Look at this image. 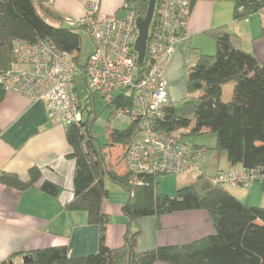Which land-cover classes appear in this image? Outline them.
I'll return each instance as SVG.
<instances>
[{
  "label": "trees",
  "instance_id": "1",
  "mask_svg": "<svg viewBox=\"0 0 264 264\" xmlns=\"http://www.w3.org/2000/svg\"><path fill=\"white\" fill-rule=\"evenodd\" d=\"M148 1L134 0L131 9L137 18L145 17ZM196 1L190 0V10ZM226 1L233 3L232 19L236 22L264 13V0ZM64 23L65 19L44 2L0 0V75L9 71L15 61L16 41L26 45L46 41L56 50L71 55L83 72L84 66L79 62V30ZM209 35L215 41V54L200 55L187 69L181 104L168 102L156 119V129L178 136L186 143L191 136L213 135L215 143L211 148L190 145L202 150L205 157L207 151L224 154L229 165L264 174V65L251 53L236 49L232 35L225 28ZM228 83L233 84L229 102L222 99V87ZM75 88L84 107L90 109L80 125L73 124L65 130L70 149L67 157L74 162L73 196L65 210L83 212L88 224L98 226V250L94 254L70 258L65 247H51L25 255L29 257L26 261L22 253H14L0 260V264H264L263 207L247 206L227 190L231 188L215 185L213 177L222 172L211 176L199 171L194 182L177 188L173 197L159 189V178L166 175L137 173V182L131 183L134 174L126 168L118 173L111 162V150L121 146L124 156L125 148L137 133L136 123H130L121 131L108 128L106 143L97 145L90 135L93 120L90 113L94 112L99 97L87 93L83 73ZM5 93L0 84V103ZM197 93V98L192 97ZM130 103L129 95L118 94L106 106L111 116H116L118 109ZM39 180L37 168L29 170L26 182L16 175H0L2 184L19 191L33 187ZM108 180L127 195L121 207L126 218V235L119 249H109L105 244L109 219L102 206L109 198ZM257 182L262 183L264 193V179ZM39 188L54 197L61 193L59 186L48 181L41 183ZM191 211H203L208 215L212 234L178 246L156 247L144 252L136 250L140 219L154 218L158 230L162 216Z\"/></svg>",
  "mask_w": 264,
  "mask_h": 264
},
{
  "label": "crops",
  "instance_id": "2",
  "mask_svg": "<svg viewBox=\"0 0 264 264\" xmlns=\"http://www.w3.org/2000/svg\"><path fill=\"white\" fill-rule=\"evenodd\" d=\"M37 1L44 2L62 18L71 20L81 17L86 4L93 1L98 2L102 14L121 18L127 12L124 5L132 7L134 4V0ZM232 16L231 1L197 0L193 4L182 41L177 43L164 71L170 102L177 103L183 98L184 95L179 100L173 99V94L183 83L187 69L197 58L200 55L215 53V41L209 33L216 29L225 28L232 35V44L236 49L251 53L264 65V13L239 22L234 21ZM65 130L66 128L61 126L49 125L44 101H32L22 95L5 93L0 103V175H16L20 181L26 182L29 180V170L37 168L40 180L24 191L0 182V260L7 259L14 253H22V256H25L33 251L51 247H65L70 258L97 252L98 226L88 224L83 212L65 210V205L72 200L74 175V162L67 157L70 149ZM112 151L113 149L111 154ZM209 156L201 171L206 173L204 166L210 165L213 170L209 174L211 176L231 169L236 172L243 170L239 165H229L224 154L215 152ZM119 168L116 169L118 173H123V161L120 162ZM193 170L195 169L181 175V180L175 182V190L194 182L198 173ZM44 181L59 186V196L54 197L42 192L39 186ZM159 189L167 194L160 186ZM117 190L125 197L115 203H110L108 198L102 206L109 219L105 235V244L109 249L121 248L126 235V218L122 215L121 207L127 195L119 187ZM227 190L247 206L264 208L261 182H256L248 188ZM138 226V252L156 247L182 245L213 233L209 217L203 211L162 216L161 228L158 230L152 217L140 219Z\"/></svg>",
  "mask_w": 264,
  "mask_h": 264
},
{
  "label": "built area",
  "instance_id": "3",
  "mask_svg": "<svg viewBox=\"0 0 264 264\" xmlns=\"http://www.w3.org/2000/svg\"><path fill=\"white\" fill-rule=\"evenodd\" d=\"M146 42L145 59L137 64L134 44L137 38V16L127 4L126 15H104L97 1L87 3L84 14L65 19V25L85 31L93 43V51L83 64L56 50L46 41L26 45L14 43L15 61L0 75L6 93L45 103L48 123L67 128L80 125L89 107H84L76 91L79 75L84 74L88 94H96L106 104L118 94H127L131 103L116 111L136 123L143 140H132L124 152L125 168L135 174L181 176L197 168L205 159L202 150L192 147L178 136L156 129V119L168 104L164 80L165 68L174 53L190 13V0H157ZM146 64L144 68L142 66ZM264 179L258 171L236 172L231 169L213 177V183L223 188H248Z\"/></svg>",
  "mask_w": 264,
  "mask_h": 264
},
{
  "label": "rangeland",
  "instance_id": "4",
  "mask_svg": "<svg viewBox=\"0 0 264 264\" xmlns=\"http://www.w3.org/2000/svg\"><path fill=\"white\" fill-rule=\"evenodd\" d=\"M77 33L81 39L79 62L80 64H84L89 54L93 51V43L91 42L88 34L85 31L79 30ZM214 54L215 53H213L212 55ZM232 88H233L232 83L225 84L222 87V99L224 101H228V102L230 101ZM184 93L185 91H184V81H183V83L180 84L178 88H176V91L173 94V99L175 98L176 100H179L184 95ZM198 96L199 93L193 95L192 97L197 98ZM180 104H181L180 100L177 103H174V105H180ZM86 118H87V113L84 116V120ZM90 118L93 119L90 126V135L93 137L95 143L99 146H103L106 143L107 141L106 131L108 128L121 131V130H125L130 124L129 119L126 116H121V117L115 115L111 116V111L107 108L106 103L101 98H98L94 112L90 113ZM143 137H144L143 134L136 133L134 139L136 141H141L143 140ZM213 139H214L213 135L210 134L197 135L193 137L191 136L188 137L187 144L194 143L197 146L204 147L205 149H207L214 146L215 141H213ZM211 153H215V152L207 151L204 162L208 160V158L210 157L209 154ZM111 157H112L111 162L115 167V169L119 168L120 162L122 163L123 161L122 147L121 146L114 147ZM203 163L200 164L198 168H195V170H193L196 174L199 171L203 170L202 167ZM204 167L207 174H211L213 172L210 165ZM182 176L176 177L172 175H166L160 177L159 186L161 190L163 191L166 190L167 194H169L170 197H173L175 195V182H177V180H181L180 177ZM106 183H107L106 185H108L107 188L109 190L110 203H115L116 200L119 201L120 199H122L121 197H125L124 194L120 192V190H117L118 187L113 185L112 182L108 180L106 181ZM233 189H237V188H233Z\"/></svg>",
  "mask_w": 264,
  "mask_h": 264
},
{
  "label": "water",
  "instance_id": "5",
  "mask_svg": "<svg viewBox=\"0 0 264 264\" xmlns=\"http://www.w3.org/2000/svg\"><path fill=\"white\" fill-rule=\"evenodd\" d=\"M157 0H149L147 6V12L143 19L138 18L136 22L137 38L134 44V51L137 54V64L142 65L145 59L146 42L148 38V32L153 18L155 5ZM29 257L24 256L23 261H26Z\"/></svg>",
  "mask_w": 264,
  "mask_h": 264
}]
</instances>
